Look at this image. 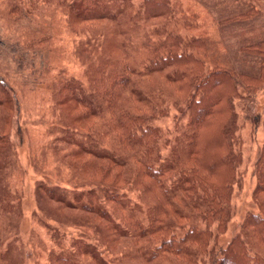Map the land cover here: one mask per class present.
<instances>
[{
    "label": "trees",
    "instance_id": "trees-1",
    "mask_svg": "<svg viewBox=\"0 0 264 264\" xmlns=\"http://www.w3.org/2000/svg\"><path fill=\"white\" fill-rule=\"evenodd\" d=\"M132 1L71 0L70 9L79 20L91 12L109 20V9ZM143 6L142 12L152 16L169 9L170 0H146ZM258 14L251 6L226 21L247 22ZM139 16L136 12L131 19ZM180 44L163 45L152 54V65L158 58L174 62L167 73L171 84L161 94L143 86L133 65L112 54L90 68L89 89L75 77L57 88L70 101L55 127L56 144H62H57L60 150L55 154L63 164L57 172L71 175L65 182L82 178L83 184H39L37 198L48 213L58 220L60 209L76 211L63 221L80 228L75 236L62 233L65 240L56 241L61 252L50 264H264V145L254 168L252 198L257 211L248 212L242 223L250 244L243 232L226 245L219 244L233 218L232 189L243 162L235 100L260 90L262 67L256 75L239 74L231 67L207 69ZM243 48L264 62V41ZM7 87L0 78V106L7 105L14 114L19 105ZM166 99L182 106L188 117L182 145L169 155L161 153L160 132L150 124L151 116L160 117L163 106L158 105ZM144 107H151L153 115L147 116ZM71 109L76 111L73 121H88L87 133L68 120ZM13 126L7 117L0 135V197L5 185L3 159L7 154L8 160L13 150ZM12 194L7 191L5 200Z\"/></svg>",
    "mask_w": 264,
    "mask_h": 264
},
{
    "label": "rangeland",
    "instance_id": "rangeland-1",
    "mask_svg": "<svg viewBox=\"0 0 264 264\" xmlns=\"http://www.w3.org/2000/svg\"><path fill=\"white\" fill-rule=\"evenodd\" d=\"M145 1L133 0L127 6L108 8L109 20L100 12H91L79 20L70 9L71 0H0V78L19 105L14 114L7 110V105L0 106V135L7 117L11 116L14 123L10 137L13 150L8 160L7 154L3 159L0 264H50L61 252L56 241L65 240L62 233L75 236L80 229L69 224L67 227L63 221L68 213L76 211L60 209L59 222L37 198L39 184H83L82 178L65 182L64 178L71 175L67 172L59 176L57 172L63 164L55 154L60 150L57 144H61H56L59 128L55 127L63 118L61 109L70 104L58 91L59 85L75 77L89 89L90 68L98 67L112 54L133 65L143 86L153 87L161 94L171 84L167 73L173 71L174 62L158 58L157 65H152L150 60L157 48L177 42L188 54L201 59L207 69L231 67L239 74L256 75L262 67L260 90L248 93L243 88L248 94L235 100L243 162L237 168L232 189L233 218L226 234L219 239L224 246L243 232L250 244V235L242 230V223L248 212L257 211L252 192L256 186L255 164L264 145V62L262 56L243 47L264 41V0H170L169 9L152 16L142 12ZM251 6L259 14L249 21H226ZM136 12L141 16L132 20ZM197 40L202 42L192 46L191 42ZM153 67L163 71L157 72ZM194 87L195 84L193 92ZM175 94L180 99V93ZM169 97L175 96L170 93ZM151 107L143 108L147 116L153 115ZM158 107L162 113L159 111L158 118L151 116L150 124L160 132L161 153L169 155L173 147H181L188 117L172 99ZM75 112H68V120L73 121ZM86 121H73L82 134L88 132ZM7 191L13 194L5 200ZM55 206L54 203L52 207ZM106 253L105 259L110 260L111 255Z\"/></svg>",
    "mask_w": 264,
    "mask_h": 264
}]
</instances>
